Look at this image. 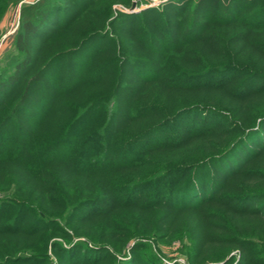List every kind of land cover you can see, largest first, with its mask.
I'll list each match as a JSON object with an SVG mask.
<instances>
[{
  "label": "trees",
  "instance_id": "trees-1",
  "mask_svg": "<svg viewBox=\"0 0 264 264\" xmlns=\"http://www.w3.org/2000/svg\"><path fill=\"white\" fill-rule=\"evenodd\" d=\"M186 1L116 20L99 0L22 6L0 74V264H166L153 245L175 240L188 264H264L263 0H199L190 20Z\"/></svg>",
  "mask_w": 264,
  "mask_h": 264
},
{
  "label": "rangeland",
  "instance_id": "rangeland-1",
  "mask_svg": "<svg viewBox=\"0 0 264 264\" xmlns=\"http://www.w3.org/2000/svg\"><path fill=\"white\" fill-rule=\"evenodd\" d=\"M36 1L37 0H21V1H18V0H10V1H8V0L7 1L6 0H0V13L2 12L3 9L6 8L4 10V12H3L2 18L0 19V74H1L2 78H5L6 76H8L14 70V63H15V60H17L16 57H15L16 55H18L17 51L15 50V41H16L17 35L19 33L20 25H21V8H22L23 5L31 4V3H34ZM113 1L114 0H99V2H98V10L101 11L103 9L105 11V9H106V12H107L106 5L107 6L111 5V8H112L111 10L113 11V14H114L113 18H115V20L118 19L116 17L120 13L121 14H126V15L127 14H134V13L140 12V11H142L144 9H148V8H154V9H157L160 12V11H163L164 6H165L166 3H172L173 2V0H132L131 6L128 7V8H125L121 4H117L116 2L113 3ZM189 1L193 2V4H191V6L187 10V13L184 14L183 17L184 18L187 17L190 20V17L192 16V14L194 12L193 5H195L197 3V1H199V0H187L186 2L189 3ZM230 1L231 0H229V2ZM134 2L137 3V7L135 9V12L131 10L132 5H133ZM250 2L253 3L252 0ZM262 2L264 4V0ZM239 5L237 4V7H240ZM259 6L260 5H258V7ZM254 7L255 6H251L250 9H253V10H250V11H254V9H255ZM212 10H213V8L209 4V6H207V8H206L207 16L208 15L209 16H213V11ZM237 10H240V8H237ZM248 13H250V12H248ZM109 20L111 21L112 18H110ZM187 22L185 23V26L187 25ZM88 23H90V22H86V24H88ZM118 25H119V27H120V25L123 27L124 25H127V26L131 25V23H129V22H127V21H125L123 19V20H121L118 23ZM135 27H137V28L140 27V24L138 23ZM214 27H218V25L212 26L211 29L214 28ZM238 28H240V27H238ZM238 28H233V29L237 32V34L239 36V34H241L242 30L238 29ZM233 29H231V30H233ZM117 30H120V29H117ZM59 31H60V29H59ZM101 31H103V30H101ZM228 31H229V33L227 34V36L229 37V36H231L232 33L230 32V30H228ZM116 32L117 31L115 30V34H116ZM58 33L59 32H57V34ZM176 35H178V34L177 33L175 34V38L178 39L176 37ZM65 41H66L65 39L61 40V43H62L63 46L61 45L60 48H62V47H64L66 45ZM36 43H37V47H42L44 52L47 50L46 48H48V45H49V42H45L44 40L43 41H39L38 40ZM105 44H106V42L103 43V46ZM123 45H125L126 46L125 48L127 49V48L130 47L131 43L129 44L128 42H124ZM50 50H51V48H48V51H50ZM96 50H97L96 46H89L88 49H86L81 55H79L77 57V61L72 62V61L69 60L67 62H63V64H61L60 67L58 66V69H54V75H52V74L50 75V73H49L48 77H49V82L51 83V85H53L54 83H58L57 77H54V76H56V75L60 76V74L63 75V76H66V70L69 67L72 69L73 75L76 76L77 71H79V67H77L78 64L81 65L82 62L87 61L88 58H89V55H91ZM48 51H47V53H48ZM45 55H46V52H45ZM41 56H40V58H41ZM45 57L46 56H44V58H41L42 64L48 61V58L50 57V55H48L47 58H45ZM62 83H63V81H62ZM20 91H21V89L17 90L15 93L13 92L14 94L11 93L10 96H15ZM2 99L4 101V104L2 103L3 106L0 105V114H2L1 112H3L5 110V108H6L5 106L9 104V99L10 98H7V99L2 98ZM40 110L41 111L43 110V107L40 104H39V108L38 109L33 108V111H35L36 113H39ZM37 115H35V116H37ZM252 166H253V162H251L250 164L247 165L246 171L251 169ZM205 178L206 177L203 176V179H205ZM263 203L264 202L258 201L257 202V206H260ZM157 216H159V214ZM27 218H30V221H32L30 216H27ZM72 227L73 228H78V227H80V225L79 224H74ZM89 228L92 229V227H89ZM93 229H95L94 226H93ZM56 230L57 229L52 230V231H50L51 233H49V234H51L52 238L54 237L53 239L51 238L52 241H50V245L48 246L49 247L48 248V253L49 254H52V252L54 254V251L52 250V245H51L52 242H54L55 240L56 241L60 240V239L55 237L54 233H56V232H54V231H56ZM83 230H86V227H84ZM58 232H60V230H58ZM70 234L73 235L71 232H70ZM193 235H196V234H193ZM193 235H192V237H193ZM17 239H18V241H22L23 240L22 242H24V241L25 242H31V241L34 240V239H28V238H23V239L17 238ZM79 240H84V238L74 237L73 238V242L71 244L67 245L66 243H64V245H65V247L69 248V246L70 247L73 246ZM184 242H186V241L175 240V241H172L169 244H158L157 247H155L153 245V251L156 252V253H160L159 255L162 256V259H163V261L166 264H174V263L188 264L186 258H184V256L182 255V252L184 250V246L186 244ZM132 243L128 245V249L126 250V254H128V255H123V256H119L118 257V259L120 261L128 260L130 258V256H129L130 255L129 254V248H130V246L133 245ZM33 245H34V242H33ZM89 246L92 247L93 249H98L99 248V246H95L92 243H89ZM52 258H54V256H52ZM56 259L52 260L50 264H56L57 263Z\"/></svg>",
  "mask_w": 264,
  "mask_h": 264
},
{
  "label": "water",
  "instance_id": "water-1",
  "mask_svg": "<svg viewBox=\"0 0 264 264\" xmlns=\"http://www.w3.org/2000/svg\"><path fill=\"white\" fill-rule=\"evenodd\" d=\"M136 7H137V3H136V2H134V3H133V5H132V8H131V10L135 12V9H136Z\"/></svg>",
  "mask_w": 264,
  "mask_h": 264
}]
</instances>
